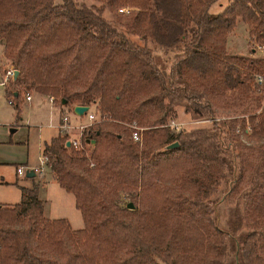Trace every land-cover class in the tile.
I'll return each instance as SVG.
<instances>
[{
  "label": "trees",
  "instance_id": "obj_1",
  "mask_svg": "<svg viewBox=\"0 0 264 264\" xmlns=\"http://www.w3.org/2000/svg\"><path fill=\"white\" fill-rule=\"evenodd\" d=\"M213 2L0 0L2 54L18 71L5 91L16 112L22 89H31L55 107L84 104L105 118L83 129L80 150L60 132L42 144L82 227L45 217L37 182L19 185L17 202L0 203V264H225L236 242L234 264H264V94L251 82L264 59L253 49L224 51L236 20L248 41L264 43V0H227L210 12ZM120 6L128 10L115 12ZM154 46L173 47L168 65ZM232 92L248 93L239 120L259 140L245 178L238 119L216 116L207 98ZM176 104L193 118H216L170 131L165 117ZM134 119L148 126L140 146L120 123ZM223 187L255 214L236 242L213 216L218 197L210 196ZM123 191L132 208L120 205Z\"/></svg>",
  "mask_w": 264,
  "mask_h": 264
},
{
  "label": "rangeland",
  "instance_id": "obj_2",
  "mask_svg": "<svg viewBox=\"0 0 264 264\" xmlns=\"http://www.w3.org/2000/svg\"><path fill=\"white\" fill-rule=\"evenodd\" d=\"M59 1V0H55ZM79 3L89 4L92 2V0H76ZM227 3V0H214V2L209 6L208 10L210 12H217L219 9L221 10L225 4ZM217 5L220 6V8H217ZM125 7L120 6L117 7L115 12H125L124 10L121 11L119 8ZM128 8V7H127ZM103 15L106 18H109L111 16V11L104 10ZM233 34H231L230 38L225 43V52L228 54H235V55H249V50H252V45L249 43V41L246 38L245 35V29L243 26V23L240 20H236L234 27L232 28ZM230 35V34H229ZM131 38L136 40V36L132 35ZM173 48V47H172ZM172 48L165 47V46H154L153 52L156 56V59L158 61V64L160 66L168 65L170 56L173 53ZM252 52L258 57H263L264 54L262 52L258 51L257 49H253ZM3 67L5 65H9V62L6 58L3 59ZM260 74H263L264 76V68L262 72H259ZM252 86H254L255 90H258L262 94H264V79L261 82H257L255 78L253 77ZM3 86H0V128H6V133H10V128H14V135L20 136V139H24V136L26 135V131H29V136L27 142L19 143L16 145V147L12 148H4V152L2 156L9 157L6 155L14 154L15 157L23 156V153L26 150V155L29 161L36 164L39 162V155H40V145L42 144V141L44 139H48L49 136L56 131L55 126H51L50 123H55L57 119V115L55 112L52 111L49 103L47 102V99L41 95L33 94L31 103L28 105L26 104L25 100L22 101L20 106V111L18 112V116L15 115L13 112L14 110L11 108V106L8 104L7 106H4L5 102H7V98L5 97L3 91ZM24 90V89H22ZM31 89L28 90V92L31 94ZM24 92V91H23ZM207 98L211 104V107L213 109V113L218 117H225V116H236L238 119L236 122V132H238L240 140L246 144V146L242 149L243 155L241 162L243 163V177L245 178L249 171H250V165L253 164L255 160V147L259 140L256 137L249 135V128L246 124V130L243 131L242 126L240 124V116H242V112L245 109V106L248 104L247 101L249 99L248 93H231L226 96H209L207 95ZM8 103V102H7ZM173 109L175 111V115L170 116L167 115L165 117V120L169 122V120H174L177 122H180V125H177V127H171L169 126L170 131H177L181 128L185 130H190L193 128H206L211 126V118L209 116L206 117H200V118H193L189 112H185L183 108V104H176L173 106ZM94 114V119L92 121H88L87 117L82 115H77L72 110L65 107V109L62 110L64 114L68 116V119L71 124H73V128L69 129L68 132H65L67 139L69 140H81V137L83 136L81 133L84 128L88 127L90 124L96 121L104 120L105 118L103 115H100L97 110H94L93 108H90ZM61 112V113H62ZM52 114V115H51ZM78 116V117H77ZM77 117V118H76ZM194 119H197L199 121H193ZM201 119V120H200ZM135 120V119H134ZM8 121L11 125L5 124ZM123 126L127 128V131L129 133V129L127 127V123L121 121L120 122ZM137 124L140 126L141 133H140V139L137 141L130 139L133 142H138V146H140L141 142V134L142 131L148 126L140 125L138 122ZM57 125V123H56ZM82 125V127H80ZM84 126V127H83ZM13 132V131H12ZM129 135V134H128ZM73 147V146H72ZM26 148V149H25ZM74 148V147H73ZM85 148V155L88 156L89 150L91 147L84 146ZM74 149L80 150L81 147H75ZM238 160V158H237ZM8 163H4L3 166L6 168V172H10V167L7 165ZM228 176V175H227ZM48 181L45 183V185H49L51 182V179L49 177L46 178ZM219 189L211 194V198L218 199L214 202L213 206V216L215 223L219 225L222 229L227 230L231 237L236 241H238L239 237L249 230V223L253 220V217L255 214L250 212V210L245 207L243 208L241 204V199L238 198V192H233L231 194H226V190L223 187L222 190H224L222 193H219ZM130 192L126 193L125 191L120 193V205L125 206V203L129 201L130 199ZM47 194L55 199L53 192L51 190V187H48ZM245 206V205H244ZM245 213H247L245 215ZM237 243V242H236ZM234 243V245L229 246L228 255L225 259V264H234L235 258H236V250H237V244ZM262 257H264V251L261 252Z\"/></svg>",
  "mask_w": 264,
  "mask_h": 264
},
{
  "label": "crops",
  "instance_id": "obj_3",
  "mask_svg": "<svg viewBox=\"0 0 264 264\" xmlns=\"http://www.w3.org/2000/svg\"><path fill=\"white\" fill-rule=\"evenodd\" d=\"M217 8H220V6L217 5ZM243 26H244L245 35L247 38L246 27H245L244 23H243ZM231 34H233V30H231L226 35L225 43L230 38ZM231 38H232V36H231ZM2 48H3V43L0 41V71L2 70V68H3L2 65L4 64L3 63L4 57L2 54ZM6 86H3L2 91L5 95V97L7 98V102H8V98L11 95L6 94V91H5ZM33 94H38V95L45 97L47 99V102L49 103L52 111L56 113V115H57L56 122L54 124L50 123L51 126L56 127V131L54 133H52L49 136V138L52 136H55L59 132L58 128L56 126V123L59 121L60 116L63 114V112L60 113L59 110L61 108H62V110L65 109V106H62L61 108L55 107L53 105L52 99H50L49 95H45V94L38 93L35 91H31L30 99L26 100L23 97V90H22L21 95H20L21 100L19 103V111L21 110L20 106H21V103L23 100H25L26 104H28V105L31 103V99H32ZM11 98H12V96H11ZM7 102H5V104H3V105L7 106L9 104L11 106V108L14 110L13 112L15 113V115L18 116L19 111L16 112L13 105L10 102H8V103ZM0 103H1V101H0ZM87 111H92V110H90L89 106L87 108ZM83 115L85 116V114H83ZM5 124H7L8 126L11 125L10 123H8V121ZM10 131H11L10 133H6V128H0V203L12 204V203L17 202L19 200V197H20L19 185L28 187L31 185L32 182H37L38 197L42 201L43 215L47 218L63 217L68 221L69 225L72 228L82 227L83 221H82L80 212L78 211V209L74 205L73 194L71 192L64 190L62 187H60L58 185L56 180L53 178L52 172L50 171L49 167L44 163V161L41 160V157H42L41 156V149H42L43 141H47V140H49V138L47 140L44 139L42 141V144L39 147L40 148L39 149L40 150L39 162L34 164L33 162L29 161V159L27 158L26 150L23 153L22 157L21 156L15 157L14 154L6 155L9 157L2 156V154L4 152V148H9V147L14 148V147H16L17 144L27 142V140H28V136H29L28 130L26 131V135L24 136V139H20L21 138L20 136L14 135V131H15L14 128H10ZM4 163H8L7 165H9V167H10V172H6L5 166H3ZM18 165L22 166L24 169L23 173H21V174L16 172V166H18ZM38 166L41 168L40 172L34 170V168L38 167ZM28 170H32L34 172V174L26 176L25 174ZM47 177H49L51 179V182L48 186L45 185V183L48 181L46 179ZM48 187H51V190L53 192L55 199L51 198L47 194Z\"/></svg>",
  "mask_w": 264,
  "mask_h": 264
},
{
  "label": "built area",
  "instance_id": "obj_4",
  "mask_svg": "<svg viewBox=\"0 0 264 264\" xmlns=\"http://www.w3.org/2000/svg\"><path fill=\"white\" fill-rule=\"evenodd\" d=\"M119 10L127 11L128 8L127 7H121V8H119ZM249 43L252 45V47H253L252 49H255V50L257 49L258 51L262 52V54H264V43L256 42L255 40L249 41ZM13 71H14V68L11 64L5 65L2 68V70L0 71V86H6L9 83V81L13 78L12 77ZM254 78L257 82H261L264 79V76H263V74L257 73V74H255ZM23 97H24V99L29 100L30 99V93L28 91H24ZM50 99H52V98L50 97ZM11 100H12V98L10 96L8 98V102H11ZM84 114L87 117L89 122L94 119L93 112L86 110ZM193 121L197 122L199 120L194 119ZM166 125L168 127L169 126L177 127V125H180V122H177L174 120H169V122H167ZM56 126L58 128V131L61 134L68 132L69 129L73 128V124L70 123L68 116L64 113L60 116L59 121L57 122ZM80 127H82V125ZM127 127L129 129V137L134 141L139 140L142 128H140V126L137 124V122L135 120H131V121L127 122ZM67 140L69 141V144H71L74 148L78 147V146L81 148L83 147L81 140L79 141V143H77L78 141L73 140V139L72 140L67 139ZM41 156H42L41 160L44 161V163H45V157L43 155H41ZM34 170L40 172L41 168L38 166V167H35ZM23 171H24V169L22 166H20V165L16 166V172L17 173L21 174V173H23Z\"/></svg>",
  "mask_w": 264,
  "mask_h": 264
},
{
  "label": "water",
  "instance_id": "obj_5",
  "mask_svg": "<svg viewBox=\"0 0 264 264\" xmlns=\"http://www.w3.org/2000/svg\"><path fill=\"white\" fill-rule=\"evenodd\" d=\"M17 73H18V71L16 69H14L13 76L12 77L14 78L17 75ZM62 102H63V100H62ZM87 108H88L87 105H84V104H75L72 107V111L74 113L78 114V115H81V114H84L85 113V111L87 110ZM90 142H92V141H90ZM68 144H69V141L66 140L65 141V145H68ZM174 145H176V142L175 141L167 144L168 147H172ZM33 174H34V172L32 170H28L25 175L26 176H29V175H33ZM126 207L132 208V204L130 202H127L126 203Z\"/></svg>",
  "mask_w": 264,
  "mask_h": 264
}]
</instances>
